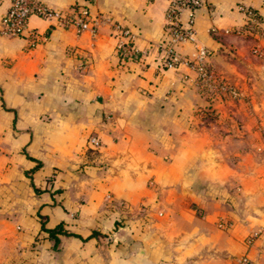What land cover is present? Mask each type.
Here are the masks:
<instances>
[{"label": "crops", "instance_id": "1", "mask_svg": "<svg viewBox=\"0 0 264 264\" xmlns=\"http://www.w3.org/2000/svg\"><path fill=\"white\" fill-rule=\"evenodd\" d=\"M40 1L96 26L31 15L0 36V264H264V37L235 32L236 5L264 25V0H204L174 69L167 0ZM114 22L145 57L118 60ZM42 224L68 233L55 249Z\"/></svg>", "mask_w": 264, "mask_h": 264}, {"label": "built area", "instance_id": "2", "mask_svg": "<svg viewBox=\"0 0 264 264\" xmlns=\"http://www.w3.org/2000/svg\"><path fill=\"white\" fill-rule=\"evenodd\" d=\"M165 10V21L167 34L161 40L162 65L167 69H174L180 63H188L181 60L176 51V46L186 40H192V32L185 24H192L197 10L203 5L204 0H167ZM236 10L242 15L243 24L235 32L242 36L264 37V25L262 18L249 6L239 3ZM31 15H36L44 20L55 22L63 27L75 28L77 33L89 30L94 31L96 18H92L86 8H80L76 14H67L60 10L44 5L40 0H8V6L0 18V36L16 37L24 34L27 19ZM111 21L110 18H103ZM185 20V21H184ZM115 38V55L122 63L138 61L147 55L145 50H140L135 45V34L120 23L112 24ZM212 34L216 33L215 28H211ZM210 52L203 46L195 44V52L191 62L200 79L211 78L206 58ZM90 146L98 148L100 141L96 136L88 140ZM219 227H229L230 224L220 222ZM261 234V229L253 230L246 238V245L250 246ZM232 264H251L250 257L244 253L235 258Z\"/></svg>", "mask_w": 264, "mask_h": 264}, {"label": "trees", "instance_id": "3", "mask_svg": "<svg viewBox=\"0 0 264 264\" xmlns=\"http://www.w3.org/2000/svg\"><path fill=\"white\" fill-rule=\"evenodd\" d=\"M36 190H37V189H36ZM41 229L45 230V231L48 233V237H49L50 239H52L54 249L57 247V244H58V242H59L58 235H59V234H68L66 231H64V230L62 229L61 224H58V225H56V226L53 227V228H44V227H43V224H42Z\"/></svg>", "mask_w": 264, "mask_h": 264}, {"label": "rangeland", "instance_id": "4", "mask_svg": "<svg viewBox=\"0 0 264 264\" xmlns=\"http://www.w3.org/2000/svg\"><path fill=\"white\" fill-rule=\"evenodd\" d=\"M222 86L226 87V88H229V85L228 83H224V84H221Z\"/></svg>", "mask_w": 264, "mask_h": 264}]
</instances>
